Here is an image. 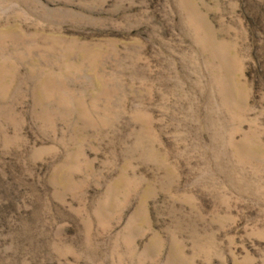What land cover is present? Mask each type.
Returning <instances> with one entry per match:
<instances>
[{"label":"rangeland","instance_id":"1","mask_svg":"<svg viewBox=\"0 0 264 264\" xmlns=\"http://www.w3.org/2000/svg\"><path fill=\"white\" fill-rule=\"evenodd\" d=\"M0 264H264V0H0Z\"/></svg>","mask_w":264,"mask_h":264}]
</instances>
